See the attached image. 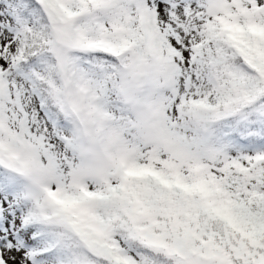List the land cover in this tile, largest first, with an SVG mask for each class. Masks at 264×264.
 Wrapping results in <instances>:
<instances>
[{
    "label": "rangeland",
    "instance_id": "rangeland-1",
    "mask_svg": "<svg viewBox=\"0 0 264 264\" xmlns=\"http://www.w3.org/2000/svg\"><path fill=\"white\" fill-rule=\"evenodd\" d=\"M60 1L68 11L47 0L34 9L17 0H0V77L9 84L0 94L9 131L2 134L1 129L0 137L6 141L9 137L8 145L16 151L39 155L43 169L31 184L25 178L17 179L9 170L10 161L3 157L7 150L0 141V260L6 264H183L182 258L157 253L148 244L132 239L130 221L112 195L123 188L124 177L129 178L122 174L139 175L149 166L163 170L185 192L198 190L216 216L214 207L219 209L222 203L234 205L250 195L264 200V116L255 113L250 127H237L223 120L227 110L220 112L217 106L223 89L228 92L225 106L232 107L238 88L259 81L249 63L262 49L257 40L245 44L243 30L236 28V33L233 24L237 21L240 28L247 26L243 16L251 15L257 18L253 24L257 33H264V0H143L169 54L151 97L146 99L140 73L148 66L140 63L144 52L135 1ZM100 2L109 5L108 11L92 18ZM221 23L232 36V46L225 51L216 37ZM73 24L80 36L84 35V42L97 36L95 26L101 24L108 34L107 47L112 49L106 58H97L98 68L99 63L106 65L104 74L95 67H79L80 84L88 89L84 99L80 94L68 97L66 82L56 86L48 78L49 71L59 65L67 69L63 56L66 44H81L73 37ZM145 42L155 46L152 37ZM133 46L139 67L130 65L128 76L131 79L134 74L139 80L122 81L114 55ZM23 60L29 64L24 65ZM66 71L71 83V74ZM173 74L177 75L174 85L170 81ZM38 85L44 86L39 93ZM122 88L131 102L121 96ZM62 99L77 114L83 100L89 102L85 110L92 116L88 115L108 155L98 137L97 143H85L88 140L78 130L75 115L61 112ZM92 105L102 113L94 116ZM142 185L130 189L144 198L148 210L153 209L152 193ZM217 187L224 188V193L216 191ZM82 193L93 194V203L83 204ZM215 193L222 195L221 202ZM58 210L74 215L76 222L94 231L99 242L94 256L75 242L64 243V234L50 232L48 221ZM227 214L233 212L228 210ZM212 228L220 237L226 235L220 219L214 220ZM153 230L157 233L158 227L153 226ZM65 238L69 239L67 234ZM231 240L239 246L233 248L234 255L223 252L202 257L197 264H264L263 244L241 247L239 241Z\"/></svg>",
    "mask_w": 264,
    "mask_h": 264
},
{
    "label": "trees",
    "instance_id": "trees-1",
    "mask_svg": "<svg viewBox=\"0 0 264 264\" xmlns=\"http://www.w3.org/2000/svg\"><path fill=\"white\" fill-rule=\"evenodd\" d=\"M17 1L28 9H34L37 3H43L42 0ZM48 2L56 6L54 0H47ZM51 10L53 9L51 8ZM221 28L216 30V37L221 40L219 42L225 51L226 48H231L232 46L230 40L232 36L223 27ZM67 31L69 32L70 30L67 29ZM75 38L80 41L79 37ZM242 39L245 44L257 40L259 45L264 47V40L260 39L259 41V39L255 38L248 27L244 28ZM75 44L77 43L66 44L65 52L73 51L76 57L90 61H93L98 52L102 54L104 49L100 46L99 41H96V44L91 47H86L83 44L74 46ZM105 50V54L112 51L107 46ZM65 52L63 56H65ZM125 52L127 53L126 73L125 77L123 76L122 78L129 80L127 69L130 65L139 67V55L132 53L131 49H127ZM140 63L142 67L144 64L143 56L140 59ZM250 66L261 75L258 83H250L238 88L236 90L238 98H235L234 101V103L236 102L235 106L234 104L232 107L227 105L226 108L224 101L228 95L226 89L222 90L221 97L217 101L220 112L227 110V112H224L223 120H227L230 125L233 122L237 127H250L255 113L264 116V112H262L264 108V56L256 54L250 62ZM66 70L64 65H59L55 71H50L48 78L55 82L56 86L66 82L67 96L72 97L79 94V92H76L67 82L65 77L67 74ZM43 88V85H38L36 89L40 92L43 91ZM43 96H45L44 92ZM61 103L63 108L61 112L66 115L72 114L71 109L73 106L66 102L65 99H62ZM255 130L260 129L255 128ZM85 133L89 135L90 139L88 142L94 141L95 134L93 130ZM129 180H133V182H129ZM142 183L152 193L156 203L153 209L148 210L144 203V198L133 193L130 189V187L136 185L143 186ZM112 196L114 202L118 204L120 210L130 221L132 239L148 244L157 253L161 251L162 253H170L178 259L182 258L183 264H197V260L202 257H213L221 255L223 252H229L234 255L233 248L239 246L231 238L239 241L242 244L241 247L264 245V200L259 201L251 195L243 197L242 202L238 199L240 202H236L235 205L225 202L219 206L220 208L230 209L233 212L231 215L232 225H229L224 218L211 213L210 208L200 197L198 190L194 189L185 192L175 184L168 187L165 183L158 181L157 178L151 175H147L145 172L126 179L123 188L115 191ZM81 199L83 204L89 205L93 203L94 198L81 195ZM218 200L221 202V199L218 198ZM149 211H151V217L148 216ZM53 213L51 220L48 221L51 224V233H62L64 234V241H76L79 245H84L93 256L97 253L99 242L94 231L89 226H83V223L75 221L74 215H66L61 210ZM217 218L226 227V235L224 237L217 235L212 228V224ZM155 225L158 227L157 233L153 230ZM65 234H67L69 239L65 238Z\"/></svg>",
    "mask_w": 264,
    "mask_h": 264
}]
</instances>
